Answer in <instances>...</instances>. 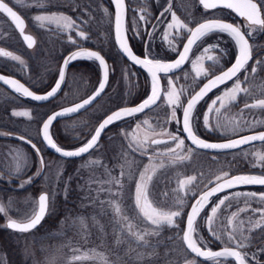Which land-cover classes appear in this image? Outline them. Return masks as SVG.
Listing matches in <instances>:
<instances>
[{"label":"rangeland","instance_id":"rangeland-1","mask_svg":"<svg viewBox=\"0 0 264 264\" xmlns=\"http://www.w3.org/2000/svg\"><path fill=\"white\" fill-rule=\"evenodd\" d=\"M11 6L18 10L25 18L27 30L35 37L36 44L33 49H26L20 42L19 37L15 34L11 25L0 16V48L10 50L14 55H18L25 62L21 66L18 62L14 64L6 63L0 60V67L6 71L19 76L24 82L31 86L39 87L52 74H56L60 59L65 54V50L70 44L68 41L69 35L73 38L78 37L75 31L63 32L57 29L54 25L48 28H39L33 22L35 14L41 13H63L75 20L86 32L88 36H93L97 42L96 45L107 53L111 59L115 60L118 70L115 73L114 84L117 88H125L128 85V80L125 74V68L121 60L116 55L111 44V29H112V9L104 2V0H51V3L45 5L44 8H37L35 0H23V3L17 4L16 0H6ZM166 7H171L178 19L191 27L196 22L204 19L202 13L198 9L196 0H157L156 8L158 15L164 12ZM107 8L110 15L106 16L104 9ZM201 9V8H200ZM156 16V14L154 15ZM140 17H130V29L136 24L138 32V23ZM156 29L151 28L148 31L153 33L151 39L147 43L151 48L156 40L163 42L165 48L170 52L168 40L164 39V32L170 33L169 40H172L175 35V29H167V24L171 21V13L165 12L160 19H153ZM163 21V22H161ZM257 33H253L254 38ZM187 34L181 30L180 36L174 41L176 48L182 44L183 38ZM178 50V49H177ZM117 52V51H116ZM177 52V51H173ZM201 49L193 51L190 54L189 62L181 72L175 75L166 76L163 78V95L159 104L151 111L144 113L132 120L128 124L120 126L113 134L109 133L105 139L99 144L98 150H93L89 155L74 162H67L61 158H56L44 154L45 167L40 177L34 175L39 167L38 159L34 153L25 147L20 141L7 138L5 132L18 133L19 135L32 139L33 142H38L39 125L46 111L37 105L25 103L9 92L0 88V107L4 109L5 120L9 123L0 121V202L7 205L11 201V209L9 215L11 218L24 221L30 218L36 210V196L39 192L45 191L50 194L49 211L45 217V223L34 232L12 234L5 228L7 217L0 214V230L4 229L7 240L13 247L11 252L14 256L13 261H18V264H69V259L73 256L82 255L90 250L95 249L99 253L107 256L108 260L113 264H185L186 260L195 259L184 249L182 241L176 237V233L182 234V219L184 214L178 218L179 226L176 228L165 227L159 236L149 237L151 244L157 245L156 253L150 258L142 262H137L133 258L137 252L144 251L142 248H136L135 242L130 237H125L124 242L120 245L115 243L116 234L113 231V213L111 209L105 205V211L101 212L99 203H92V197L95 196V189L99 187H107L106 184H101L109 178L106 169L111 171L112 175H119L121 171L134 173L130 177L125 176L124 180L127 185L126 198L122 204L125 210H128L132 205V196L135 191V182L139 171L143 170V166H156V175L153 177L152 184L149 185L151 192L155 193V200L164 201L161 205L164 208L172 206L173 189L177 188V181L182 178L196 176L197 180L192 187L197 192L208 186L209 181H216V176L224 170H228L231 166V161L234 157H238L249 168V170L260 171L264 167L260 163L256 154H264V144H258L243 148L238 152L215 156L198 152L193 149L191 156L188 157L187 149L189 146L185 142V149L176 150V153H168L169 145H151L149 142L148 152L141 156L139 153H133L129 148V143L133 139V133L136 137L143 139L146 135L150 139L161 136H151L149 133L150 127H166L168 132L176 133L180 128L175 122V119L170 123H166L169 119L171 109L167 105L166 94L169 90L180 93L182 90L186 94L180 96L182 103L185 102L187 96L196 89V87L204 80L197 79L195 70L192 68V61L197 55H200ZM211 55V53H209ZM264 60V59H263ZM163 61V60H162ZM205 68H208L211 63L207 59L202 61ZM253 67V66H252ZM2 68V69H3ZM123 69V72H122ZM252 69V68H251ZM251 69L248 79L245 80V72L239 76L242 88H248L249 92H241L238 95L237 101L230 104L227 108L221 109L219 119L222 123H231L238 121L242 127L239 133L208 131L203 126V114L206 112L211 100L216 96L221 95L225 89L233 86L235 79L231 84L220 88L214 95L206 100L197 110V116L200 118L196 121L195 130L198 135L214 136L218 139L229 138L239 134L252 132L259 129H264V124H257L255 127L249 128L248 124L255 121H264V109L245 108V103H254L258 99H264V66H257L256 73L252 74ZM74 73V70L69 72ZM81 75V74H80ZM172 78L173 83L169 84V79ZM78 75H71L67 91L68 101L71 102L80 96L87 93L88 86L77 84L79 81ZM250 93V94H249ZM65 100V99H64ZM104 101L100 100L95 106L83 113L80 117L73 121L72 126L81 125L83 129L96 126L98 120L105 114L109 107L104 106ZM24 109L23 111L30 112L31 119L24 116H14L12 111ZM22 112V110H19ZM181 109H176V118L180 117ZM217 116L215 113L210 115V124L215 125ZM140 123L137 128L136 124ZM61 127H65L62 125ZM89 132V133H90ZM181 138V132L179 133ZM174 147V142H170ZM135 146V145H133ZM191 148V147H190ZM22 151L27 157V164L24 172L20 174V178H14L8 175V172L13 164L12 156L14 150ZM155 149V151H153ZM153 157L150 161L149 157ZM179 157H188L179 159ZM125 160L133 161L131 168L125 165ZM90 161H97L91 166H87ZM253 164L257 166L253 167ZM122 165H125L123 168ZM163 165V167H160ZM34 177L31 183L25 184L23 188L18 185L28 177ZM71 178V179H69ZM91 181V183H89ZM67 184L68 191L65 194V185ZM2 187V188H1ZM167 190L169 198L164 200L159 195L161 191ZM247 193V190H233L222 194L216 201L223 196H232L233 193ZM54 193V195H53ZM101 199H104V194H101ZM193 197L186 198V206ZM245 197H241L239 201L233 200L230 207L222 206L218 212L220 219L217 221L218 231L224 228L230 231L232 226L227 225V219L233 213H237L238 209L245 208ZM228 202H226L227 205ZM253 205H262L254 200ZM212 206V205H211ZM202 217L210 214V208ZM251 206L248 205L247 210L239 212V219L245 221V234L250 236L247 231V213ZM131 215V213H129ZM96 217L93 221L92 217ZM84 218L83 227L78 218ZM236 221H233L235 225ZM198 224H203L200 218ZM103 226V232L99 230V226ZM7 230V231H6ZM200 236L204 237L208 244L224 246V244L215 240L206 226L200 227ZM173 237V239H170ZM226 242V239H225ZM203 247V245H201ZM7 247L9 248L10 246ZM0 244V264H8L7 249ZM5 250V252L3 250ZM79 249V252L74 251ZM132 249V250H130ZM246 249V248H244ZM11 251V249H10ZM127 253V255L125 254ZM16 257V258H15ZM121 257V259H117ZM196 264H201L195 259ZM75 264H101L98 259H88L76 261ZM208 264H212L209 262ZM227 264H231L229 261ZM247 264H249L247 262Z\"/></svg>","mask_w":264,"mask_h":264},{"label":"snow or ice","instance_id":"snow-or-ice-1","mask_svg":"<svg viewBox=\"0 0 264 264\" xmlns=\"http://www.w3.org/2000/svg\"><path fill=\"white\" fill-rule=\"evenodd\" d=\"M199 4L203 6V9L207 12L214 9L230 10L235 13L238 17L242 18L245 22L242 28L238 24L226 22L221 18H205L201 22L197 23L194 28L188 27L187 24L183 23L177 18L176 14L172 12L171 7H166L164 12H161L156 19H160L164 16L165 12L171 13V21L167 24V29H175V35L172 40H169L170 33L164 32V39L168 40L169 49L171 51H177L174 41L180 36L181 30L188 33L186 42L183 43L182 51H179L177 58L173 62H164L161 59L153 55L150 44L146 42L145 52L143 58L136 55L129 45L128 31H132L138 38H143L142 34L137 32L136 24L132 25L131 29L125 28L124 26V13H125V0H111V3L115 6V41L118 45L121 53L127 57L134 65H138L144 68L149 76L151 77V92L143 99L138 105L132 107H123L113 111L107 115L95 128L94 134L87 141V143L78 147L74 150H66L58 146L50 134V127L53 121L57 120L58 117L66 116L70 113L78 112L85 108V106L92 103L96 97L100 96L104 91L108 77V65L105 58L98 52L84 49L78 44V41L69 35L68 41L77 46V50L71 52L69 55L64 57L63 64L59 69L58 79L55 85L46 94L37 95L30 91L24 84L19 83L15 79L6 78L0 75V81L3 84L8 85L15 93L30 98L33 101H48L50 98L56 97L57 93L61 90V85L65 79V70L70 63L77 59H88L94 60L99 63L101 69H103V79L98 83V87L88 99L83 100L81 103L75 104L72 107L64 108L61 111L54 112L52 115L42 123L40 134L46 145L53 149L60 157L73 158L81 157L82 155L89 153L91 150H98L99 141L110 125L117 123L118 121L125 120L130 117L136 116L138 113L145 112L146 109H151L157 104V101L161 98L160 86H159V73H164L166 76L168 73L174 72L181 69L185 63L189 62L190 54L193 52V48L201 49L200 55H197L192 61V68L195 70L197 79L204 78L207 80L198 91H193L189 95L186 103H182L180 96L186 94L184 90L180 93L169 90L166 94V101L168 107L171 109L169 119L166 123L175 122L182 127L178 129L176 133L168 132L166 127H160L157 130L156 127H150L149 133L151 136L167 137L168 139H150L146 135L143 139L136 137L133 133V139L129 143L133 153H139L141 156L146 155L148 152L149 142L151 145H169L167 148L168 153H176L177 149L183 151L185 149V139L191 141V144L195 145L196 148L202 150H214L224 151L229 149L240 148L241 145L250 144L253 141L264 142V132L242 136L239 139H229L224 143H211L201 138L195 130L196 121L200 118L195 115L197 105L204 100V98L212 92L213 89L225 84L233 78H237L231 88L225 89L221 95L216 96L211 100L208 105L206 112L203 114V126L208 131H222L232 132L234 134L239 133L242 127L238 121L231 123H222L219 119L221 109L227 108L230 104L237 101L238 95L241 92L248 93V88L241 87V81L238 74L243 70L245 71L244 79L247 80L249 73L246 70V65L252 60L253 56V45L249 43L253 33H264V0H198ZM17 4L23 3V0H16ZM51 3V0H35V6L37 8H44L46 4ZM105 15L108 16L110 13L108 9H104ZM0 14L6 15L11 21L12 25L15 26V30L19 32L23 41L27 44L28 48L34 47L36 41L33 36L25 34L26 23L25 19L21 17L9 5L6 0H0ZM140 20L148 22V18L144 15L140 16ZM33 22L39 28H48L49 26H55L57 29L63 32L75 31L76 35L80 40L89 39V36L84 30L81 29L80 25L73 20L71 17L63 13H41L35 14ZM163 22V21H161ZM155 30L156 25H152ZM213 34H226L234 42L237 50L234 63L226 69L221 68L217 73V68L221 65V59L224 55V49L221 48L220 44L205 43V38ZM149 39L152 38L153 33H149ZM219 51L220 55L214 56L209 53ZM0 57H6L11 61L18 62L21 66H24L25 62L18 55H13L11 51L0 50ZM207 59L211 61L208 68L204 67L203 60ZM257 66H264V60L257 59L254 66L251 69V73L254 74L257 71ZM169 79V84L173 83L172 78ZM250 94V93H249ZM182 110V120L176 118V109ZM245 108L253 109H264V99H258L254 103H245ZM215 113L217 120L215 125L210 124V115ZM14 116H24L31 119L30 112H13ZM257 124H264V121H255L248 124L249 128L255 127ZM136 127H140V123L136 124ZM180 132L185 135L181 138ZM21 140H25L26 143L31 144V147L35 149L37 156H40V149L37 148L36 144L32 143L31 140L25 139V137H19ZM170 142H174V147L171 146ZM135 145V146H133ZM155 151V149H153ZM193 149L188 148V157L191 156ZM12 156L13 164L8 172V175L19 179L20 174L24 172L27 164L26 155L20 150H14ZM188 157H179L183 160ZM256 158L260 163L261 167H264V154L257 153ZM153 157H149L151 161ZM97 161H90L87 166H91ZM133 161L125 160V165L129 168L132 167ZM125 165H122L123 168ZM257 166L253 164V167ZM47 165L41 157L39 160V167L34 175H40ZM160 167H163L161 165ZM109 178L100 183L106 184L107 187H99L95 189V196L92 197V203H99L101 212L105 211V205L111 209L113 213V231L116 234L115 243L120 245L124 242L125 237H130L135 242L136 248H142L144 251L137 252L133 258L137 262H142L145 259H150L156 253L157 245L151 244L149 237L159 236L165 227L176 228L179 226L178 218L182 214L186 215V227L182 229V236L180 232L175 235L179 237L183 244L186 246L188 252L194 254L195 257L202 258L205 261L212 262V264H227L229 258L234 261V264H247L248 253L242 252L240 249L249 247L251 241L248 235L245 234V221L240 220L239 212L247 210L249 201L256 200L258 203L264 204V193L257 194L255 192H236L230 196H223L218 201H211V198L216 196L220 192H225L228 189H233L243 185H262L264 186V174H235L230 175L231 169L222 171L216 176V181H209L214 183L215 186L203 191L200 194L194 190L192 185L197 180L196 176L182 178L177 181V188L173 189L172 206L164 208L161 205L164 201L155 200V193L151 192L149 185L152 184L153 177L156 175V166H143V170L139 171L135 182V191L132 196V205L129 206L128 210L123 207V200L126 198L125 176L129 177L134 173H125L121 171L120 174L112 175L111 171L106 169ZM3 175H0V179H3ZM34 177L30 176L26 180H23L19 188H23L25 184L31 183ZM71 179V178H69ZM91 183V181L89 182ZM65 194L68 191L67 184L65 185ZM101 194H104V199H101ZM54 195V193H53ZM164 200L169 198V192L167 190L159 193ZM195 198L194 203L187 205L190 207V211L187 213L183 212L186 206V198ZM241 197H245V208L238 209L237 213H233L227 219V225L232 226L229 231L224 228L222 231H218L217 221L220 219L218 212L222 206L230 207L233 200L239 201ZM49 193H42L39 195L38 200L35 201L37 209L33 215L26 222H18L16 219L11 218L9 211L11 209V201L7 202V205L0 202V214H4L7 217L6 227L16 232L27 233L32 229L36 228L37 225L44 219L45 215L49 211ZM226 202L227 205H226ZM211 203L210 214L201 217V212ZM259 211L260 219L253 221L251 217H248L247 231L251 233L254 229H264V208L253 209V213ZM131 213V215H129ZM201 218L203 224H198L197 220ZM83 227H87L84 224V218H78ZM93 221H96V217H92ZM233 221H236L235 225ZM206 226L208 231L212 234L215 240L221 241L224 246L220 251H213L208 247V243L204 237L200 236V227ZM99 230L103 232V226H99ZM173 239V237H170ZM226 239V242H225ZM203 245V247H201ZM132 250V249H130ZM79 252V249H74ZM91 255L88 252L82 255L73 256L69 259V264H75L76 261L98 259L101 264H113L109 261L107 256L103 253L97 252L95 249L90 250ZM127 255V253H125ZM255 258V254H253ZM121 259V257H117ZM185 264H196L195 259L186 260ZM257 264L259 261L257 260Z\"/></svg>","mask_w":264,"mask_h":264},{"label":"trees","instance_id":"trees-1","mask_svg":"<svg viewBox=\"0 0 264 264\" xmlns=\"http://www.w3.org/2000/svg\"><path fill=\"white\" fill-rule=\"evenodd\" d=\"M104 2L108 5L109 8H111L108 0H104ZM125 2H126V9H127V28L128 29H130V17L134 18V17H138V16L140 17L141 15H144L148 18L147 23L145 21H142V20H139V23H138V32L142 34L143 38H138L136 35L133 34L132 31L127 32L128 37H129V43H130L132 49L138 55H142L143 52L145 51V44L148 40L147 39L148 38V31L152 28V25H154V23H155V21L153 20L154 17H157V15H158V13H157L158 10L156 8L157 0H125ZM198 9L202 13L203 17L207 18L211 15L216 16V17H220L222 19H225V20H228V21H231L235 24L240 25L242 30L243 31L245 30L243 28V25L245 22L241 19H237L236 17H234V15L229 11L215 10V11H207L206 12V11L200 9V7H198ZM155 14H156V16H154ZM74 39H76L78 41V44L82 47H89V48L96 49L99 52H101L105 56V58L107 59V61L109 63V67H110L109 84H108V87H107L104 95L100 99V100H103L105 102L104 103L105 107H109V109L105 113H107L110 110H112L116 107H119V106L134 104V103L140 101L141 98H143V96L145 95V93L148 89V80H147L146 76L141 71H139L135 67L131 66L124 59L121 58V56L118 54V52H116V50L114 48L112 38L110 40L111 44L115 50L116 55L121 60L122 65H124L123 67L125 68V74H126V77L128 80V85L125 86V88L122 87L119 89L113 83L115 80L116 70H118L117 64H116L115 60L111 59V57L107 53H105L102 49L97 47V45L95 43L97 41L95 40V38L93 36H89V39H86V40H80L79 37H75ZM183 40H184V38H183ZM250 42L253 45V58H252L251 62L248 64V66L246 67V70H250L252 68V66H254V63L257 59H260V60L264 59V33H258L254 38L251 37ZM205 43L206 44L207 43H212V44L219 43L221 48L224 49V55L221 59V65H220V67L217 68V71H219L221 68L226 67L232 61V59L235 55V45H234L233 41L227 35H225V34H213V35L205 38ZM179 47H180V45H178L177 49H179ZM74 48H77V46L70 43V44H68L65 51L68 52ZM151 49H152L153 55L159 59H164V60L171 59L176 54L173 51L169 52L165 48L163 42L161 43L158 40H156L154 42L153 47ZM197 50H200V49H197L196 47H194L193 51H197ZM211 55L217 56V55H220V53H219V51H216V52H212ZM209 63H211V61H209ZM71 70L75 71L74 72L75 75L85 74L87 77L86 84L88 86L87 93L93 90V88L96 86V84L99 80V70H98V67L94 61H80V62L74 63L70 67L69 71H71ZM0 71L3 73L9 74V75L18 77L17 75H14V74L6 71L4 68L3 69L0 68ZM122 72H123V69H122ZM244 72L245 71H242L241 74H243ZM68 77H69V75H68ZM68 77H67V82L69 79ZM18 78L20 80H22L20 77H18ZM54 79H55V75L52 74L48 79H46V81L41 86L35 87V86H31L30 84H28V86L36 92H43V91L47 90L52 85V83L54 82ZM229 84H231V83H229ZM229 84H227V85H229ZM218 90L211 93L204 101H202L198 105L195 115H197L198 108L206 100L211 98L214 95V93H216ZM67 91H68V86L66 85L64 87L63 91L61 92V94L56 99H54L53 101H51L49 103L40 105V107H42L46 111L45 115L48 114L49 112L53 111L54 109L69 103L68 98L66 96ZM25 102H27V101H25ZM27 103H30V102H27ZM82 114H80L76 117L70 118V119L58 121L52 126V128H51L52 137L60 146L65 147V148L76 147L80 143H82L84 140H86L87 137L90 135L89 132L92 128L91 129L90 128L83 129L81 127V125H79L80 123L77 124V126H75V127L72 126L73 121L76 120L78 117H80ZM134 118H136V117H134ZM134 118L127 119V120L123 121L122 123L120 122V123H117V124L111 126V128L108 131H106L103 138H105L108 133L116 132V130L120 126H122L123 124H128L130 122V120H132ZM62 125H64L65 127H61ZM200 136L204 137L206 139H209V140L216 139L212 135L211 136H206V135L203 136L200 134ZM238 151H236V152H238ZM236 152H232V153H228V154L234 155V153H236ZM222 155H225V154H217L215 156H222ZM228 162L231 163V166L229 167L231 169L230 174L252 171V170H249V168L238 157H234L231 161H228ZM182 224H183V222L181 223V227H182ZM5 233L6 232L4 231V229L0 230V244L2 246H5L6 248H8L7 244H8V246H10L6 251L8 253V258H7L6 262L8 264H18L17 259H16V261H14V263L13 262L11 263V261H13V258H14V256L11 253L13 251V247L10 245L9 240H7L8 238H7ZM12 234H16V233H12ZM212 247L215 248L218 246L213 244ZM10 249H11V251H10ZM3 251L5 252V250H3Z\"/></svg>","mask_w":264,"mask_h":264},{"label":"water","instance_id":"water-1","mask_svg":"<svg viewBox=\"0 0 264 264\" xmlns=\"http://www.w3.org/2000/svg\"><path fill=\"white\" fill-rule=\"evenodd\" d=\"M110 1V4H111V7H112V38H113V43H114V45H115V48L117 49V51L119 52V54L122 56V58L124 59V60H126L128 63H130L131 65H133L134 67H136V68H138L139 70H141V71H143L146 75H147V77H148V79H149V81H150V89H149V93H148V95L150 94V92H151V77L149 76V74L147 73V71L144 69V68H142V67H140V66H138V65H134L131 61H129L128 59H127V57L126 56H124L122 53H121V51H120V49H119V47H118V45L116 44V41H115V27H114V24H115V6H114V4H112L111 3V0H109ZM197 2H198V0H197ZM198 4H199V2H198ZM200 5V4H199ZM202 8H203V6L202 5H200ZM214 10H216V9H214ZM16 11V10H15ZM228 11H230V10H228ZM231 12V11H230ZM18 13V12H17ZM233 13V12H232ZM19 14V13H18ZM238 19H242V18H240V17H238L235 13H233ZM8 21H9V23L12 25V23H11V21L9 20V18L6 16V15H4V14H2ZM20 15V14H19ZM22 17V16H21ZM23 18V17H22ZM208 19H211V18H208ZM224 21H226V22H230V21H227V20H224ZM201 22V21H200ZM199 23V22H198ZM232 23V22H231ZM234 24V23H233ZM197 25V23L192 27V28H194L195 26ZM124 26H125V28H126V8H125V13H124ZM12 27L15 29V26L14 25H12ZM18 34H19V32L17 31V30H15ZM25 34H28V33H25ZM28 35H30V34H28ZM32 36V35H31ZM19 37H20V39L22 40V42H23V44L27 47V44L23 41V38L21 37V35L19 34ZM186 42V39L184 40V42L183 43H185ZM130 45V44H129ZM131 47V46H130ZM182 47H183V44H182V46H181V48H180V50L179 51H182ZM28 48V47H27ZM84 49H87V50H92V51H96V50H94V49H91V48H87V47H83ZM77 50V48L76 49H73V50H71V51H69L68 53H66L64 56H63V58H62V60H61V62H60V66H59V69H60V67L62 66V64H63V59H64V57H66L67 55H69L71 52H73V51H76ZM178 51V52H179ZM134 52V51H133ZM100 53V52H99ZM135 53V52H134ZM101 54V53H100ZM136 54V53H135ZM178 54V53H177ZM177 54H176V56L173 58V59H171V60H168V61H164V62H173L176 58H177ZM102 55V54H101ZM137 55V54H136ZM236 55H237V50H236V54H235V57H236ZM103 56V55H102ZM138 56H140V55H138ZM144 56V55H143ZM143 56H140L141 58H143ZM104 57V56H103ZM235 57H234V59H233V61L226 67V68H228V67H230L231 65H232V63H234V61H235ZM105 58V57H104ZM79 60H88V59H77V60H75V61H73L72 63H74V62H76V61H79ZM106 60V59H105ZM94 61V60H93ZM96 62V64L98 65V68H99V71H100V79H99V82L103 79V76H104V72H103V69H101L100 68V66H99V63L97 62V61H95ZM72 63H70L69 65H68V67L66 68V70H65V79H64V82H63V84L61 85V90L63 89V86H64V84H65V80H66V75H67V70H68V68H69V66L72 64ZM106 63H107V65H108V62H107V60H106ZM185 65V64H184ZM183 68V67H182ZM181 68V69H182ZM226 68H224V69H226ZM108 69H109V65H108ZM181 69H179V70H176V71H174V72H171V73H168L167 75H172V74H175V73H177V72H179ZM109 73H110V71H108V77H107V83H106V87H105V89H104V91L101 93V95L100 96H98V97H96V99L95 100H93L92 101V103L91 104H89V105H87V106H85V108H83V109H81V110H79L78 112H75V113H70V114H68V115H66V116H62V117H58L57 118V120H55V121H53V124L55 123V122H57V121H59V120H62V119H67V118H70V117H73V116H75V115H77V114H79V113H81V112H83V111H85L86 109H88L89 107H91L103 94H104V92H105V90H106V88H107V86H108V82H109ZM217 73H219V72H217ZM0 75H3V76H5L6 78H10V79H15V80H17L19 83H21V84H24L22 81H20L19 79H17V78H15V77H12V76H9V75H6V74H3V73H1L0 72ZM58 75H59V71H58ZM58 75H57V78H56V80H55V82H54V84L52 85V87L55 85V83H56V81H57V79H58ZM162 75H165L164 73H159V86H160V92H161V96H162V91H163V86H162V81H161V76ZM234 79V78H233ZM231 80H229V81H227L226 83H228V82H230ZM98 82V83H99ZM207 82V80H205V81H203V83L195 90V91H198L199 90V88L200 87H202L203 86V84L204 83H206ZM225 83V84H226ZM25 85V84H24ZM224 84H222V85H220L219 87H221V86H223ZM0 86H2L3 88H5L6 90H8V91H10V92H12L13 94H15V95H17V96H19V97H21V98H23V99H25V100H28V101H30V102H33V103H37V104H45V103H47V102H50L51 100H53L54 98H56L58 95H59V93L61 92V90L57 93V95H56V97H54V98H50L48 101H33V100H31L30 98H26V97H23V96H21V95H19L18 93H15L8 85H5V84H3V82L2 81H0ZM25 87H28L27 85H25ZM52 87H50L47 91H45V92H41V93H39V92H35V91H33L32 89H30L29 87V90L30 91H32V92H34L35 94H37V95H43V94H46L48 91H50V89L52 88ZM97 87H98V84H97V86H96V88L89 94V95H87L85 98H83V99H81L80 101H77V102H75V103H73V104H70V105H66V106H63V107H61V108H58V109H56V110H54V111H52L51 113H49L44 119H43V121L41 122V124H40V127H39V139H40V141H41V143L43 144V146H44V148L48 151V152H50V153H52V154H54V155H56V156H59V154H57L53 149H51V148H49L47 145H46V142H44V140H43V138H42V135L40 134V129H41V127H42V123L48 118V116H50V115H52L54 112H57V111H61L62 109H64V108H68V107H72V106H74L75 104H78V103H81L83 100H85V99H88L90 96H92L93 95V93L95 92V90L97 89ZM219 87H217V88H219ZM217 88H215V89H213L212 90V92L214 91V90H216ZM211 93V92H210ZM209 93V94H210ZM147 95V96H148ZM146 96V97H147ZM145 97V98H146ZM144 98V99H145ZM142 101V100H141ZM140 101V102H141ZM187 101V100H186ZM186 101H185V103H186ZM140 102H137V103H135V104H133V105H128V106H122V107H118V108H116V109H114V110H112L111 112H109L108 114H106L100 121H99V123L107 116V115H109V114H111L113 111H115V110H117V109H120V108H123V107H132V106H136V105H138ZM159 102V100L157 101V103ZM153 107H155V105L153 106ZM152 107V108H153ZM151 108V109H152ZM148 110H150V109H146L145 110V112L146 111H148ZM138 114H141V113H138ZM137 114V115H138ZM180 119L182 120V111H181V115H180ZM99 123L97 124V126L96 127H98V125H99ZM52 124V125H53ZM95 127V128H96ZM182 127V124H180V128ZM50 129H51V127H50ZM106 130V129H105ZM94 131H95V129H94ZM94 131H93V133H92V135L94 134ZM105 132V131H104ZM261 132H264V130H258V131H255V132H250V133H245V134H241V135H238V136H235V137H232V138H228V139H224V140H207V139H205L206 141H208V142H211V143H224V142H227V140H229V139H239V138H241L242 136H249V135H255V134H258V133H261ZM182 134H183V137H185V135L186 134H184L183 132H182ZM91 135V136H92ZM102 135H103V133H102ZM13 136V138H15V139H18V140H20V141H22V142H24V143H26L25 142V140H21V139H19V137H21L20 135H12ZM91 136H90V138H91ZM102 137V136H101ZM89 138V139H90ZM26 139V138H25ZM88 139V140H89ZM101 139V138H100ZM155 139H168L167 137H162V138H155ZM204 139V138H203ZM187 142H188V144L191 146V147H193L194 149H196V150H199V151H203V152H209V153H227V152H232V151H235V150H238V149H240V148H243V147H246V146H249V145H253V144H256V143H263V142H261V141H253V142H251L250 144H245V145H241V147L240 148H237V149H229V150H224V151H214V150H202V149H198V148H196V146L195 145H193V144H191V141H189V140H187V139H185ZM87 143V142H86ZM26 144H28V143H26ZM85 144V143H84ZM30 147H31V144H28ZM83 145V144H82ZM81 145V146H82ZM80 147V146H79ZM32 148V147H31ZM78 147H76V148H74V149H77ZM64 149V148H63ZM74 149H66V150H74ZM34 151H35V149H33ZM92 151V150H91ZM36 152V151H35ZM86 154H88V153H86ZM86 154H84V155H82L81 157H83V156H85ZM60 157V156H59ZM81 157H73V158H63V157H61V158H63V159H67V160H72V159H78V158H81ZM242 174H255V173H242ZM235 175V174H234ZM215 186V184L213 183V184H211L210 186H208L206 189H204L203 191H206V190H208V189H210V188H212V187H214ZM245 187H264V186H262V185H243V186H238V187H236V188H233V189H237V188H245ZM228 190H231V189H228ZM202 191V192H203ZM227 191V190H226ZM202 192H200V193H202ZM199 193V194H200ZM220 193H222V192H220ZM220 193H218L217 195H219ZM42 194V193H41ZM40 195V194H39ZM39 195L37 196V200H38V197H39ZM216 195V196H217ZM216 196H214V197H216ZM214 197H212L211 198V200L214 198ZM194 200H195V198L192 200V202L191 203H194ZM188 211H190V207L188 208ZM18 222H20V221H18ZM22 222H26V221H22ZM5 225H6V223H5ZM38 226V225H37ZM36 226V227H37ZM186 227V217H185V221H184V227H183V229ZM11 230V229H10ZM183 243V242H182ZM184 245V244H183ZM184 247H185V249H186V246L184 245ZM223 249V247L222 248H218V249H211V250H213V251H220V250H222ZM187 250V249H186ZM190 253V252H189ZM192 256H194V254H192V253H190ZM195 257V256H194ZM196 258H198V257H196ZM198 259H202V258H198ZM229 259H231V258H229ZM234 262V261H233Z\"/></svg>","mask_w":264,"mask_h":264},{"label":"flooded vegetation","instance_id":"flooded-vegetation-1","mask_svg":"<svg viewBox=\"0 0 264 264\" xmlns=\"http://www.w3.org/2000/svg\"><path fill=\"white\" fill-rule=\"evenodd\" d=\"M15 32V31H14ZM29 33V34H31L28 30H27V25H26V29H25V33ZM15 34L18 36V34L15 32ZM32 35V34H31ZM33 36V35H32ZM19 37V36H18ZM34 37V36H33ZM35 38V37H34ZM20 39V38H19ZM36 41V40H35ZM20 42L22 43V45L24 46V44H23V42L20 40ZM36 44V43H35ZM25 47V46H24ZM34 47H35V45H34ZM34 47H32V48H26V49H28V50H30V49H33ZM2 48V50H4V51H10V50H8V49H6V48H3V47H1ZM14 55V54H13ZM0 60H2V61H4V62H7V61H11V60H9L8 58H6V57H0ZM85 85H86V82H85ZM19 110H22V112H24L23 110L24 109H17V110H14V111H12V113L13 112H21V111H19ZM0 121L2 122V123H9V121H6L5 120V112H4V109L3 108H1L0 107ZM105 138H103V140H104ZM245 190H247V191H250V192H255V193H257V194H260V193H264V188H249V189H245ZM213 201H215V200H213ZM253 202H254V200H251V201H249V205L251 206V209H250V211L247 213V219H248V217H251L252 218V220L253 221H255V220H258V219H260V212L259 211H257V212H255V213H253V209H262V208H264V206H262V205H253ZM211 206V204H209V206L202 212V214L204 213V212H206L207 211V209H209V207ZM201 214V215H202ZM202 217V216H201ZM199 219L200 218H198V220H197V223H198V221H199ZM247 219H246V221H247ZM250 234V236H249V238H250V241H251V243H250V245H249V247H247L246 249H240V251H242V252H247L248 253V263L249 264H257V260L259 261V264H264V229H260V228H258V229H254L251 233H249ZM212 244V243H211ZM211 244H208V247L209 246H211ZM218 246H220V245H218ZM253 254H255V258H253ZM198 262H201V264H208L209 263V261H205V260H197ZM229 262L231 263V264H233V262L231 261V260H229Z\"/></svg>","mask_w":264,"mask_h":264},{"label":"bare ground","instance_id":"bare-ground-1","mask_svg":"<svg viewBox=\"0 0 264 264\" xmlns=\"http://www.w3.org/2000/svg\"><path fill=\"white\" fill-rule=\"evenodd\" d=\"M109 1V0H108ZM226 11H228V10H226ZM230 12V11H229ZM232 13V12H231ZM233 14V13H232ZM234 15V14H233ZM234 17H236L235 15H234ZM237 18V17H236ZM238 19V18H237ZM130 44V43H129ZM131 46V45H130ZM132 48V47H131ZM133 50V49H132ZM134 51V50H133ZM135 52V51H134ZM145 52V51H144ZM144 52H143V54L142 55H140V56H143L144 55ZM137 54V53H136ZM138 55V54H137ZM70 72V71H69ZM67 73V75H69V79H68V82L66 81L65 82V86L67 85V86H69V80H70V76L71 75H74V73L73 74H70V73ZM75 72V71H74ZM7 75H9V74H7ZM9 76H12V75H9ZM78 77H79V81L77 82V84H85V82H86V79H87V77H86V75L85 74H83V75H78ZM0 88H2V89H4L5 91H7V92H9L12 96H14L15 98H17V95H15V94H13L12 92H10V91H8V90H6L5 88H3L2 86H0ZM106 91V90H105ZM105 93V92H104ZM148 93H149V90H147L146 91V93H145V95L143 96V98H141L140 99V101L141 100H143L147 95H148ZM104 95V94H103ZM102 95V96H103ZM101 96V97H102ZM86 97V96H85ZM85 97H83V98H85ZM101 97L96 101V102H98L100 99H101ZM83 98H81V99H83ZM80 99V100H81ZM80 100H78V101H80ZM160 100H161V98H160ZM160 100H159V102H160ZM140 101H138V102H140ZM95 102V103H96ZM159 102L155 105V107L159 104ZM73 103H75V102H69L68 104H65L64 106H66V105H70V104H73ZM137 103V102H136ZM155 107H153V108H155ZM82 113V112H81ZM81 113H79V114H81ZM79 114H77V115H79ZM201 137V136H200ZM201 138H204V137H201ZM27 139V138H26ZM204 139H206V138H204ZM27 140H31L32 141V143H34V144H36V146H37V148H40V147H42L43 146V144L42 143H40V144H38V142H33V140L32 139H27ZM88 141V139H86V140H84L82 143H80L79 145L81 146L82 144H84V143H86ZM38 144V145H37ZM256 144H258V143H256ZM23 145L25 146V147H29V148H31L28 144H26V143H23ZM32 149V151L33 152H35L34 150H33V148H31ZM223 154H225L226 155V153H223ZM237 189H241V188H237ZM40 193H45V191H41V192H39L38 194H37V196L40 194ZM37 196H36V198H37ZM189 208V207H188ZM187 212H188V210H187ZM186 211H185V213H187ZM185 217H186V215H184ZM185 220V219H184Z\"/></svg>","mask_w":264,"mask_h":264}]
</instances>
